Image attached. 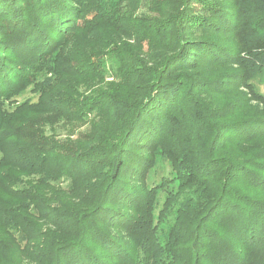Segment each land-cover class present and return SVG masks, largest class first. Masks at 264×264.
I'll return each instance as SVG.
<instances>
[{
  "label": "trees",
  "instance_id": "obj_1",
  "mask_svg": "<svg viewBox=\"0 0 264 264\" xmlns=\"http://www.w3.org/2000/svg\"><path fill=\"white\" fill-rule=\"evenodd\" d=\"M133 1L0 0V264H264V0Z\"/></svg>",
  "mask_w": 264,
  "mask_h": 264
},
{
  "label": "rangeland",
  "instance_id": "obj_2",
  "mask_svg": "<svg viewBox=\"0 0 264 264\" xmlns=\"http://www.w3.org/2000/svg\"><path fill=\"white\" fill-rule=\"evenodd\" d=\"M134 3H131L130 4V6L131 7H134L135 8V5H136V11L137 12H141L142 11V9L140 8V6H138L137 4H136V0L135 1H133ZM215 69L213 70V74H217V73H221L222 72V70H220L219 68H218V66H215L214 67ZM218 75V74H217ZM257 79L258 80H256V82L257 83H259V89L264 93V71L262 72V73H260V74H258L257 75ZM240 90H244V89H240ZM245 91V90H244ZM36 95H34L33 93H31L30 91H26L23 95H21L19 98H18V101H22V100H24V99H31L32 101H34V100H36ZM252 105L253 106H256V102H254V101H252ZM246 111H247V109H246ZM37 118H39V117H36L35 116V119H37ZM62 129H63V127H59L58 128V130H60V134L62 133ZM61 137L62 136H64V134H61L60 135ZM166 168H164L163 167V169H162V173L161 172H159V171H156L155 173H154V176H153V179L152 180H154V181H156V180H158L159 178H160V175L161 174H163V173H166L167 172V169H168V167L167 166H165ZM40 228H41V230H43L44 231V233L46 232V231H48V229H49V227L48 226H46V225H44L43 226V223H40ZM37 239H39V240H41V241H43V239H44V236L43 237H39L38 235H37ZM35 240V239H34ZM14 259H15V261H16V264H30L29 262H27V259H25V256H24V254H14ZM32 264V263H31ZM105 264H107V263H105Z\"/></svg>",
  "mask_w": 264,
  "mask_h": 264
}]
</instances>
